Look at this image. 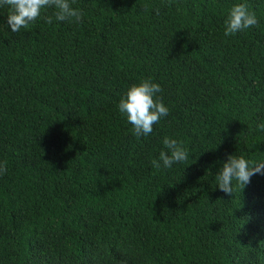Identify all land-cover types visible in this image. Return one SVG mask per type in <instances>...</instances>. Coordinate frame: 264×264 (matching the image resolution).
<instances>
[{
  "label": "trees",
  "instance_id": "trees-1",
  "mask_svg": "<svg viewBox=\"0 0 264 264\" xmlns=\"http://www.w3.org/2000/svg\"><path fill=\"white\" fill-rule=\"evenodd\" d=\"M69 3L18 32L0 7V264H264V175L215 180L264 160V0ZM236 3L258 23L225 36ZM144 79L169 112L136 137L118 104ZM165 136L189 158L155 168Z\"/></svg>",
  "mask_w": 264,
  "mask_h": 264
},
{
  "label": "clouds",
  "instance_id": "clouds-1",
  "mask_svg": "<svg viewBox=\"0 0 264 264\" xmlns=\"http://www.w3.org/2000/svg\"><path fill=\"white\" fill-rule=\"evenodd\" d=\"M5 5L9 6L7 24L13 32H18L22 28L27 29L30 23L40 19L43 10L48 8L56 9L54 16L57 21L75 19L80 22L82 18V12L73 8L69 0H0V7ZM156 12L158 14L159 10L156 9ZM43 19L46 23H52L53 16L45 15ZM257 23L254 11H249L244 3H236L231 7L225 20V36L248 29ZM161 91L159 83L144 79L138 84H132L121 97L118 109L132 125L136 137L149 135L153 125L159 123L161 117L168 115V107L156 95ZM257 128L264 130V123L258 124ZM188 158V152L181 142L165 136L159 159H154L151 163L155 168L161 166L171 168L174 163H183ZM6 170V167L0 164V173ZM256 174L264 175V160L250 161L243 155L230 154L215 176L216 185L225 194L232 196L234 187L239 186L243 189Z\"/></svg>",
  "mask_w": 264,
  "mask_h": 264
}]
</instances>
